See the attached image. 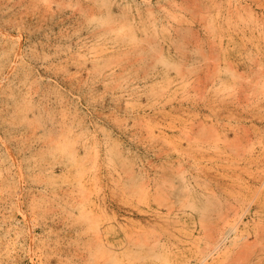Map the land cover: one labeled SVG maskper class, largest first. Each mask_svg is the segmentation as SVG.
Wrapping results in <instances>:
<instances>
[{
	"label": "rangeland",
	"instance_id": "rangeland-1",
	"mask_svg": "<svg viewBox=\"0 0 264 264\" xmlns=\"http://www.w3.org/2000/svg\"><path fill=\"white\" fill-rule=\"evenodd\" d=\"M0 264H264V0H0Z\"/></svg>",
	"mask_w": 264,
	"mask_h": 264
}]
</instances>
